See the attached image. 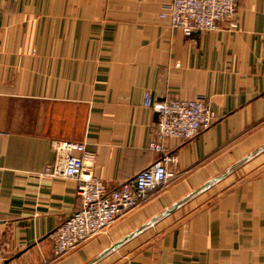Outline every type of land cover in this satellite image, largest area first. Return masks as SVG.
Returning <instances> with one entry per match:
<instances>
[{
  "label": "crops",
  "instance_id": "obj_1",
  "mask_svg": "<svg viewBox=\"0 0 264 264\" xmlns=\"http://www.w3.org/2000/svg\"><path fill=\"white\" fill-rule=\"evenodd\" d=\"M171 0H0L3 264H264V0L237 27L185 36ZM152 99L205 97L214 122L165 139L168 180L98 235L52 258L76 183L43 174L52 139L83 143L109 188L161 152Z\"/></svg>",
  "mask_w": 264,
  "mask_h": 264
},
{
  "label": "built area",
  "instance_id": "obj_2",
  "mask_svg": "<svg viewBox=\"0 0 264 264\" xmlns=\"http://www.w3.org/2000/svg\"><path fill=\"white\" fill-rule=\"evenodd\" d=\"M237 9L238 0H171L168 12L161 17L189 36L200 31L235 29ZM143 105L156 114L153 124L156 141L151 147L161 153L151 164L113 188L92 174L88 164L92 153L83 143L62 139L50 141L53 159L46 164L43 174L73 179L78 199L75 209L48 235L53 260L103 232L163 187L168 180V165L174 160L164 151L162 142L165 139L189 140L214 122L212 109L203 96L155 101L146 91ZM3 262L4 250L0 248V264Z\"/></svg>",
  "mask_w": 264,
  "mask_h": 264
}]
</instances>
